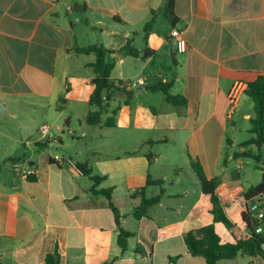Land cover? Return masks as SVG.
<instances>
[{
	"label": "crops",
	"instance_id": "obj_1",
	"mask_svg": "<svg viewBox=\"0 0 264 264\" xmlns=\"http://www.w3.org/2000/svg\"><path fill=\"white\" fill-rule=\"evenodd\" d=\"M163 3L0 0V102L6 118L0 126V264H46L55 251L58 264H206L185 244L188 232L214 222L211 198L202 192L191 160L209 179L222 178L217 195L234 224L228 229L215 223L222 243L249 236L244 193L261 183L262 171L255 164L246 172V158L233 156L257 151L242 146L255 104L244 93L229 118L228 94L235 83L248 85L264 75V0H176L175 26L165 19ZM153 17L145 40L144 27ZM173 29L187 41L186 53L177 52ZM129 40L137 50L156 54L145 59L119 52ZM94 44L117 51L110 56L116 85L144 82L123 86L131 98L111 91L103 121L118 108L113 128L84 122L93 110L89 65L96 57L75 49ZM162 83H172L171 93L184 96L187 105L175 107L164 93L148 90ZM22 117L31 119L24 123ZM44 125L47 135L40 132ZM34 133L38 137L31 139ZM80 165L106 177L97 191L113 190L121 227L133 234L126 251L118 245L109 200L93 194L94 182ZM29 166L36 170L34 181L22 176ZM149 178L163 184L148 185ZM142 188L146 198L161 200L137 219ZM218 264L264 259L239 255Z\"/></svg>",
	"mask_w": 264,
	"mask_h": 264
},
{
	"label": "trees",
	"instance_id": "obj_2",
	"mask_svg": "<svg viewBox=\"0 0 264 264\" xmlns=\"http://www.w3.org/2000/svg\"><path fill=\"white\" fill-rule=\"evenodd\" d=\"M175 1L176 0H164L163 3L164 17L173 26H175L178 22V18L175 14ZM113 20L122 22L119 16H115ZM154 23L155 17L146 23L144 27L146 33L145 40H147L149 33L152 31ZM132 43V40H129L119 52H125L126 55L134 58L142 57L145 59L156 54L154 50L149 48H146L144 51H139L132 45ZM75 51L78 54H93L96 57L95 62L89 65L94 72V77L90 82V84L94 86V91L90 97V106L93 110L87 115L84 122L92 126L101 125L107 128L115 127L118 108L112 111V115L108 117L106 121H103V116L108 113L111 91L122 90L128 98H131L133 95L132 92H128L124 89L122 82L118 81L116 85L111 79V73L115 68V60L110 59V56L115 54L117 51L106 48L101 44L78 47ZM172 88V83H162L158 86L148 87V90L151 92L164 93L166 101L175 107H185L187 105V99L182 95L172 94ZM245 93L255 104V117L251 119V128L249 130V133L252 134L253 137L245 141L242 146H255L257 151L256 153H253L252 151L236 153L233 157L235 159L251 158L255 161L256 167L262 171L261 183L257 186L250 187L244 193L246 204L242 213V219L245 228L248 231V237L240 239L236 243H222L220 236L215 230V223L221 222L228 229H232L234 227V224L230 221L225 212L224 205L217 195V189L222 183V178L217 176L209 179L206 176L201 164L191 160V166L200 181L202 192L211 198V213L214 217V222L210 225L188 232L185 235V244L188 253L191 256L204 258L206 264H218L219 261L232 260L237 258L239 255L261 257L264 259V234L262 232H257V229H264V219L258 221L249 211L250 205L253 204L256 199H261L264 196V75H259L254 81L249 82ZM148 159L151 164L153 156L148 155ZM225 163L226 161H224V164ZM78 168L83 174L90 176L93 180V194L104 195L109 200V206L114 212L116 223L119 227L118 245L123 251H126L128 239L132 237L133 234L121 227L120 211L114 205L112 200L113 190L110 188L101 191L96 190L106 177L92 175V170L88 165H80ZM30 180L34 181L35 177H31ZM147 184L162 185L163 181H153L149 178ZM144 191V188L139 191L142 201L140 206L137 207L134 212V216L137 219L147 216L148 209L157 205L161 200V195L151 199L146 198ZM58 263L59 254L57 251L46 257V264Z\"/></svg>",
	"mask_w": 264,
	"mask_h": 264
},
{
	"label": "built area",
	"instance_id": "obj_3",
	"mask_svg": "<svg viewBox=\"0 0 264 264\" xmlns=\"http://www.w3.org/2000/svg\"><path fill=\"white\" fill-rule=\"evenodd\" d=\"M171 36L172 38L175 40V45H176V49L178 53H186L189 49L188 47V43L185 40V38L183 37L182 33L177 30V29H173V31L171 32ZM144 85V82L142 80H138V81H127L123 84V86L126 87H133L135 85ZM247 89V85L243 82H237L234 84V86L232 87V89L230 90L229 94H228V101H229V112H228V117L231 118L234 113L235 110L241 100V96L245 93ZM40 132L42 135H47L49 132V128L47 125H44L43 127H41ZM21 168L20 164H15L14 165V170L19 172ZM36 174V170L34 167H28V170H26L22 176L24 178L30 179L31 177H35ZM262 199V198H261ZM258 199L256 202H254L253 204L250 205L249 207V211L250 213L253 215V217L255 219H257L258 221H261L264 219V201ZM257 232L260 233L262 232V229H257Z\"/></svg>",
	"mask_w": 264,
	"mask_h": 264
},
{
	"label": "rangeland",
	"instance_id": "obj_4",
	"mask_svg": "<svg viewBox=\"0 0 264 264\" xmlns=\"http://www.w3.org/2000/svg\"><path fill=\"white\" fill-rule=\"evenodd\" d=\"M24 117H22V119H23ZM38 118V116L37 117H35V119H37ZM31 118H27V119H23V120H25L24 121V123H29V120H30ZM5 120H6V118H1L0 119V126L1 125H4V123H5ZM24 123H21V125L22 126H25V124ZM32 123H33V120H32ZM249 126H251V125H249ZM106 132L104 133V135H105V137L108 139L109 138V135H110V132H109V129H106L105 130ZM27 133H31L32 132V130H29V131H26ZM77 134H80V131H77ZM38 136L34 133V135H33V137L31 138V139H34V138H37ZM65 137L67 138V139H72L71 138V136H69L68 134H66L65 135ZM253 137V135L252 134H245V136L242 138V139H250V138H252ZM83 138V137H82ZM1 139H4L3 141L5 142V141H7V139H5V138H1ZM235 150H239V148L238 147H236L235 148ZM244 160V163H245V165L247 166V168H246V172H248V171H251L252 172V170H253V167H254V165L256 164L255 163V161L254 160H252V159H243ZM251 178H252V176H251Z\"/></svg>",
	"mask_w": 264,
	"mask_h": 264
},
{
	"label": "water",
	"instance_id": "obj_5",
	"mask_svg": "<svg viewBox=\"0 0 264 264\" xmlns=\"http://www.w3.org/2000/svg\"><path fill=\"white\" fill-rule=\"evenodd\" d=\"M4 111H5V106L0 102V118L2 114L4 113ZM263 248H264V245H263Z\"/></svg>",
	"mask_w": 264,
	"mask_h": 264
}]
</instances>
